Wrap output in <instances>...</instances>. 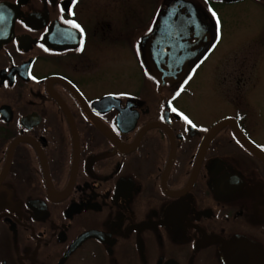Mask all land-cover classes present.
Returning <instances> with one entry per match:
<instances>
[{
  "label": "flooded vegetation",
  "instance_id": "1",
  "mask_svg": "<svg viewBox=\"0 0 264 264\" xmlns=\"http://www.w3.org/2000/svg\"><path fill=\"white\" fill-rule=\"evenodd\" d=\"M182 1L0 0V264H264V0Z\"/></svg>",
  "mask_w": 264,
  "mask_h": 264
},
{
  "label": "water",
  "instance_id": "2",
  "mask_svg": "<svg viewBox=\"0 0 264 264\" xmlns=\"http://www.w3.org/2000/svg\"><path fill=\"white\" fill-rule=\"evenodd\" d=\"M225 1H231V0H225ZM173 4H174L173 5L174 7L175 6L185 7L186 9L191 10L192 12H194V13H191V14H195L196 13L195 8H194V6L191 3H186V2H184L182 0H174ZM180 41L181 40H178V39L174 40L173 38H171L170 48H171L172 51L181 48L182 44L180 45V43H179ZM165 47H168V46H165ZM172 54H174V53H172ZM181 61H182V59L179 58L177 55H172L171 56V63L174 65V68L178 67V65L181 63ZM186 70L184 71V68H182L181 70H179V69L171 70V72L169 74L171 75L172 79L179 80L181 78V76L185 74ZM242 142L247 144L243 138H242Z\"/></svg>",
  "mask_w": 264,
  "mask_h": 264
},
{
  "label": "snow or ice",
  "instance_id": "3",
  "mask_svg": "<svg viewBox=\"0 0 264 264\" xmlns=\"http://www.w3.org/2000/svg\"><path fill=\"white\" fill-rule=\"evenodd\" d=\"M209 11L212 13L213 17H217V14L215 11H213L211 8L209 9ZM73 27L79 28L78 24H73ZM216 31H217V41L220 40L221 38V20L217 17L216 19ZM83 34V30L81 29V35ZM81 45H83V40H81ZM216 47V44H213V48ZM173 111H175V109H173ZM185 119H187V117H185ZM189 123H191L189 121Z\"/></svg>",
  "mask_w": 264,
  "mask_h": 264
},
{
  "label": "rangeland",
  "instance_id": "4",
  "mask_svg": "<svg viewBox=\"0 0 264 264\" xmlns=\"http://www.w3.org/2000/svg\"><path fill=\"white\" fill-rule=\"evenodd\" d=\"M211 102H212L211 97L208 94L204 95V97L201 99V103L208 105V106L211 104ZM260 134H262V135L259 137L264 139V133L262 132Z\"/></svg>",
  "mask_w": 264,
  "mask_h": 264
}]
</instances>
